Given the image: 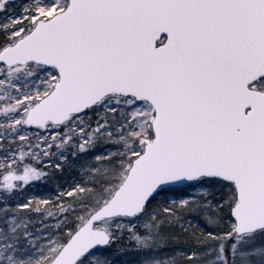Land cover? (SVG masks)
<instances>
[{"label":"snow or ice","instance_id":"1","mask_svg":"<svg viewBox=\"0 0 264 264\" xmlns=\"http://www.w3.org/2000/svg\"><path fill=\"white\" fill-rule=\"evenodd\" d=\"M0 264H264V0H0Z\"/></svg>","mask_w":264,"mask_h":264},{"label":"rangeland","instance_id":"2","mask_svg":"<svg viewBox=\"0 0 264 264\" xmlns=\"http://www.w3.org/2000/svg\"><path fill=\"white\" fill-rule=\"evenodd\" d=\"M18 3L20 2L18 1ZM52 187L56 189V192L59 190L57 188L55 181L49 183L33 184L32 187L29 188L27 192L20 194V198H25L29 194L39 195L42 198H46L49 194L52 193V192L49 193L50 191H52Z\"/></svg>","mask_w":264,"mask_h":264},{"label":"trees","instance_id":"3","mask_svg":"<svg viewBox=\"0 0 264 264\" xmlns=\"http://www.w3.org/2000/svg\"><path fill=\"white\" fill-rule=\"evenodd\" d=\"M18 1L21 2V0H18ZM18 1L13 2V3H18ZM51 192H52V193H53V192H56V189L52 187V191H50L49 193H51Z\"/></svg>","mask_w":264,"mask_h":264},{"label":"water","instance_id":"4","mask_svg":"<svg viewBox=\"0 0 264 264\" xmlns=\"http://www.w3.org/2000/svg\"><path fill=\"white\" fill-rule=\"evenodd\" d=\"M14 1H16V0H12V2H14Z\"/></svg>","mask_w":264,"mask_h":264}]
</instances>
